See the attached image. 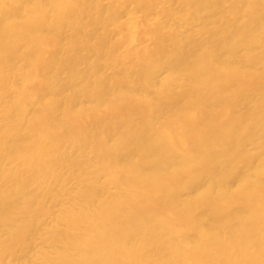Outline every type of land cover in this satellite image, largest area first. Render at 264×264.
I'll return each instance as SVG.
<instances>
[{
	"label": "bare ground",
	"instance_id": "1",
	"mask_svg": "<svg viewBox=\"0 0 264 264\" xmlns=\"http://www.w3.org/2000/svg\"><path fill=\"white\" fill-rule=\"evenodd\" d=\"M0 264H264V0H0Z\"/></svg>",
	"mask_w": 264,
	"mask_h": 264
}]
</instances>
